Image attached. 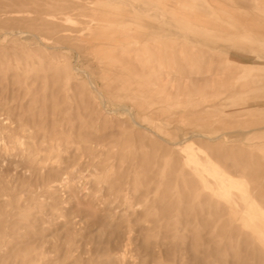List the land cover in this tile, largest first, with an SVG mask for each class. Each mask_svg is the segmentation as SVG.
<instances>
[{"label": "rangeland", "instance_id": "rangeland-1", "mask_svg": "<svg viewBox=\"0 0 264 264\" xmlns=\"http://www.w3.org/2000/svg\"><path fill=\"white\" fill-rule=\"evenodd\" d=\"M0 264H264V0H0Z\"/></svg>", "mask_w": 264, "mask_h": 264}, {"label": "bare ground", "instance_id": "bare-ground-1", "mask_svg": "<svg viewBox=\"0 0 264 264\" xmlns=\"http://www.w3.org/2000/svg\"><path fill=\"white\" fill-rule=\"evenodd\" d=\"M16 12V11H15Z\"/></svg>", "mask_w": 264, "mask_h": 264}]
</instances>
